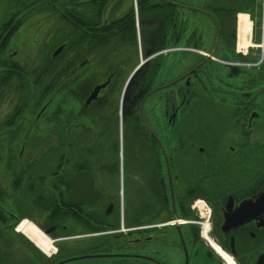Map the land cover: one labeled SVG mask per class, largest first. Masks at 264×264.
Masks as SVG:
<instances>
[{
	"label": "flooded vegetation",
	"instance_id": "1",
	"mask_svg": "<svg viewBox=\"0 0 264 264\" xmlns=\"http://www.w3.org/2000/svg\"><path fill=\"white\" fill-rule=\"evenodd\" d=\"M15 3L5 0L1 35ZM37 9L27 14L55 12ZM67 10L54 51L64 64L26 73L11 59L21 26L0 45V89L17 95L0 126V178L14 171L0 179V264H264V0ZM46 85L52 146L25 164L24 148L10 149L27 136L24 89L38 88L27 94L38 119ZM22 220L47 250L17 231Z\"/></svg>",
	"mask_w": 264,
	"mask_h": 264
},
{
	"label": "rangeland",
	"instance_id": "2",
	"mask_svg": "<svg viewBox=\"0 0 264 264\" xmlns=\"http://www.w3.org/2000/svg\"><path fill=\"white\" fill-rule=\"evenodd\" d=\"M23 3L27 4L26 0H24ZM5 6H6L5 0H0V22L3 18V12L6 9ZM25 15H27V18L24 20V23L21 26L22 28L19 30V32H17L14 41L11 44L12 46L14 45L16 49L19 50V53L17 56H14V58L11 59L13 61H18L19 63H24L26 73L31 72L33 70H45L48 72L49 69L55 67L56 65L64 64L66 50H63V52L59 53V55H57L55 58H52V55L56 47L66 42V35L68 31L67 24L64 23L59 18L58 12H52V13L44 12L41 14L26 13ZM32 80L33 78L29 80V84H28L29 87H32L31 86ZM26 87L28 88L27 85ZM24 91L26 92L25 102L27 107H26V115H25V125L23 127V130L27 134V136L20 141L11 143L10 149L15 148L16 150H20L23 147L24 148L23 150L26 151V153H24L23 155L26 156L24 158L22 157L20 162L29 164L34 159L35 155H37L35 154V150L41 151L39 153H43V151H49L51 149L52 146V142L50 140L51 126L50 123L47 121L50 119L51 106H50V96H49L43 103V105H46L45 108L42 109V112H40L39 114L40 116L38 117V119H36L37 114L40 111V108H38L35 111L34 109L30 108L31 99H29V97L27 98V94H29V96L34 99L35 96L37 97L38 88H30V90L24 89ZM7 92H9V96H7V93L3 91V89H0V104H2V107H0V126L3 125L6 119L13 112L15 102L10 98L12 97L14 100L17 99L16 94L14 95L11 94L12 91L11 92L7 91ZM2 95H3V100L1 99ZM7 98H9V102L5 103L7 101ZM27 99H29V102L27 101ZM197 117H198V110L196 114L191 115L190 119L194 120V118L196 119ZM12 173L14 174V171H11L9 177L6 176L7 174L6 173L4 174L5 177H1L0 179L6 182L7 179H9L8 182L10 184V182H12L11 179L13 175ZM123 182L127 185L129 179H128V175L121 171L119 174V191L121 197L123 196L124 191H127L124 190L123 188L122 185ZM6 256L7 253H4V250H2V246H1L0 261H3V258Z\"/></svg>",
	"mask_w": 264,
	"mask_h": 264
},
{
	"label": "trees",
	"instance_id": "3",
	"mask_svg": "<svg viewBox=\"0 0 264 264\" xmlns=\"http://www.w3.org/2000/svg\"><path fill=\"white\" fill-rule=\"evenodd\" d=\"M22 0H15V5L20 6V10L17 11L16 14L11 13V15L6 19V22L13 23L14 25L11 26L9 29L8 34H0V38H5V42L2 44L0 41V45L5 47L8 41L11 40L13 37L14 33L19 29L20 26L24 23V20L26 19V15L24 17H21L22 13H28V11L31 9V7L36 6L38 10H50V8H55V12H58L59 18L64 22L67 23L69 21L68 18V10L67 7L69 6V0H26L27 4L21 3ZM24 7V8H23ZM19 17V18H18ZM2 28V27H1ZM2 30V29H1ZM3 32L5 29L2 30ZM50 96V89L49 85H46L42 88L41 91V97L39 100V103H36L37 106L38 104L43 105L44 101ZM35 106V104H33ZM44 106V105H43ZM27 107V106H26ZM50 123V119L47 120ZM17 148V147H16Z\"/></svg>",
	"mask_w": 264,
	"mask_h": 264
},
{
	"label": "bare ground",
	"instance_id": "4",
	"mask_svg": "<svg viewBox=\"0 0 264 264\" xmlns=\"http://www.w3.org/2000/svg\"><path fill=\"white\" fill-rule=\"evenodd\" d=\"M240 27H239V40L240 43L238 45L239 49H245L247 47L246 38L250 32V23L247 20L246 15H240ZM249 36V35H248ZM252 44V43H251ZM19 233L23 234L27 237L34 245H36L41 250H47L49 248V244L43 243L37 234H35V229L31 223L28 221L23 220L21 225L19 226L18 230Z\"/></svg>",
	"mask_w": 264,
	"mask_h": 264
},
{
	"label": "water",
	"instance_id": "5",
	"mask_svg": "<svg viewBox=\"0 0 264 264\" xmlns=\"http://www.w3.org/2000/svg\"><path fill=\"white\" fill-rule=\"evenodd\" d=\"M60 50H61V48H59V49L54 53L53 56H56V55L60 52Z\"/></svg>",
	"mask_w": 264,
	"mask_h": 264
}]
</instances>
